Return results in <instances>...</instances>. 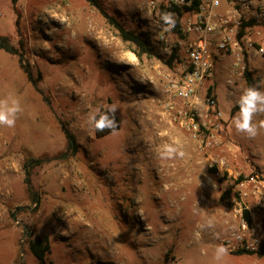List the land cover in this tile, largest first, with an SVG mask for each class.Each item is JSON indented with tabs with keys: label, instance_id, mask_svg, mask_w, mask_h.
<instances>
[{
	"label": "rangeland",
	"instance_id": "374dc122",
	"mask_svg": "<svg viewBox=\"0 0 264 264\" xmlns=\"http://www.w3.org/2000/svg\"><path fill=\"white\" fill-rule=\"evenodd\" d=\"M98 1L128 29L147 28L143 0ZM0 38L17 53L0 50V104L16 99L22 109L13 127L0 125V264H42L29 243L45 235L47 264H217V247L220 264H264V249L238 256L224 242L237 222L222 199L220 159L225 178L264 179V112L253 117L255 136L232 123L245 80L230 88L218 65L210 85L222 117H197L201 145L166 106L172 60L137 57L86 0H0ZM112 108L120 129L97 138L90 117ZM61 123L81 145L76 156L62 157ZM165 144L184 155L161 158Z\"/></svg>",
	"mask_w": 264,
	"mask_h": 264
},
{
	"label": "built area",
	"instance_id": "2783aa9c",
	"mask_svg": "<svg viewBox=\"0 0 264 264\" xmlns=\"http://www.w3.org/2000/svg\"><path fill=\"white\" fill-rule=\"evenodd\" d=\"M138 11L147 22L143 33L153 50L172 60L162 89L166 106L201 145L206 123L197 117L204 114L209 123L222 117L216 96H207L218 65H224L219 70L227 73L230 88L249 78L252 87L264 91V67H252L264 59V0H143ZM225 165L220 159L218 175L230 192L227 200L237 223L224 242L232 250L258 254L264 249V179L258 174L225 178L220 172Z\"/></svg>",
	"mask_w": 264,
	"mask_h": 264
},
{
	"label": "trees",
	"instance_id": "16d2710c",
	"mask_svg": "<svg viewBox=\"0 0 264 264\" xmlns=\"http://www.w3.org/2000/svg\"><path fill=\"white\" fill-rule=\"evenodd\" d=\"M90 6L94 7L99 11L102 17L106 20V22L117 32L118 36L127 43L133 45L136 49L137 57H141L142 55L146 54L148 56H152L154 54V50L150 45V42L147 37L143 33H137L133 30L128 29L125 24L121 21L116 19L114 16L110 15L103 5L98 0H86ZM0 50H4L10 54H17L13 47L9 46L6 38H0ZM20 67L27 75L28 80L32 83L34 88L40 93L38 90V83L40 80L36 79L32 72L23 64V61H20ZM247 88L252 87L250 79L247 78L246 80ZM214 88L212 86L209 87L207 96L211 97L213 95ZM233 112L239 111V104L235 106L232 110ZM100 115H108L112 120L114 127L113 128H104L103 130H97L95 127V134L97 138L104 137L113 131L120 129V120L117 116L114 115L111 111H104L101 110L100 114L96 117L99 119ZM62 131L65 135L66 142H67V150L62 154L63 158H69L76 156L80 149L81 145L77 140L74 133L68 128V126L64 123H61ZM25 172H26V184L29 186V175H30V168L28 167V163H25ZM211 172L214 173L215 169H211ZM29 191H32L31 186L28 187ZM229 191L224 192L222 195V199H227L229 196ZM245 216L249 219L248 213L245 212ZM29 249L32 255L42 264H47V256L51 253V244L49 236H38L35 240L30 241ZM261 252H258L260 254ZM238 256L243 255H256L257 253L253 252H244V251H237L235 252Z\"/></svg>",
	"mask_w": 264,
	"mask_h": 264
},
{
	"label": "clouds",
	"instance_id": "9594fccd",
	"mask_svg": "<svg viewBox=\"0 0 264 264\" xmlns=\"http://www.w3.org/2000/svg\"><path fill=\"white\" fill-rule=\"evenodd\" d=\"M239 112L233 119L232 123L237 132L246 133L247 135L255 136L257 129L253 122V117L257 112H264V93H261L254 87L244 90L239 98ZM115 108L110 111L115 112ZM22 111L20 103L16 99L4 101L0 104V125L13 127L15 125L17 114ZM90 120L94 122L97 130H103L104 128H113V120L108 115H100L99 119L95 115L90 117ZM184 153L179 149V146L172 144H165L160 152L161 158H172L174 156H183ZM226 250L223 247H217L214 253V260L217 264H220Z\"/></svg>",
	"mask_w": 264,
	"mask_h": 264
}]
</instances>
